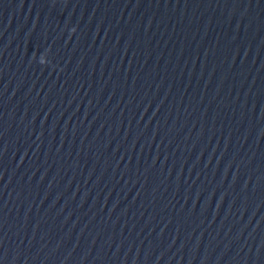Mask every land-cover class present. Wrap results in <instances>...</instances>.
Returning <instances> with one entry per match:
<instances>
[{"label":"water","instance_id":"1","mask_svg":"<svg viewBox=\"0 0 264 264\" xmlns=\"http://www.w3.org/2000/svg\"><path fill=\"white\" fill-rule=\"evenodd\" d=\"M0 264H264V0H0Z\"/></svg>","mask_w":264,"mask_h":264}]
</instances>
